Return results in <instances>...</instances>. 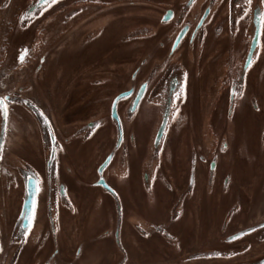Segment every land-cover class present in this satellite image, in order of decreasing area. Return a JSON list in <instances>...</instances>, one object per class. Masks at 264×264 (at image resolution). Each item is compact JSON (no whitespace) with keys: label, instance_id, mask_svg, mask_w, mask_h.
Listing matches in <instances>:
<instances>
[{"label":"flooded vegetation","instance_id":"flooded-vegetation-1","mask_svg":"<svg viewBox=\"0 0 264 264\" xmlns=\"http://www.w3.org/2000/svg\"><path fill=\"white\" fill-rule=\"evenodd\" d=\"M37 1L0 0V98L7 108L0 110V264H264V0H170L152 10L142 26L149 31L116 37L125 63L132 53L140 57L123 88L117 76L109 83L115 91L106 85L111 79L98 76L112 53L99 67L78 64L69 78L60 65L52 83L49 58L64 54L65 30L51 40L49 5L26 13ZM70 14L63 11L62 22L74 18L80 47L81 11ZM136 36L143 41L131 46ZM80 92L87 98L75 108L78 121L62 131L50 101L65 99V107ZM125 92L116 121L111 107ZM89 108L92 119L82 123ZM147 111L153 124L142 145ZM31 172L38 193L24 232Z\"/></svg>","mask_w":264,"mask_h":264},{"label":"rangeland","instance_id":"rangeland-1","mask_svg":"<svg viewBox=\"0 0 264 264\" xmlns=\"http://www.w3.org/2000/svg\"><path fill=\"white\" fill-rule=\"evenodd\" d=\"M82 5H78L76 2L78 0H56L49 4L48 7V24H49V35L51 40L57 41L58 37L63 33L65 30V52L62 56L59 57L60 52L56 51L52 54V57L49 58V70H50V79L52 83H54L53 78L58 77L59 75V66H65L66 75L69 78L75 76L73 74L74 70H76L79 65H86L84 69H89V65H95V63L100 65L101 61L108 60L112 55L111 61H108L105 67H102L103 71L98 73L100 78L104 79H111L106 85L114 89V84H116L115 77L117 76V81H120V85L118 88L120 90L122 86V79L127 77L129 74L132 73V70L135 64L138 62L139 55L137 53H132L131 56L129 55L128 63H125V58L121 51H119V47H116V37L119 36L124 30L128 29L131 30L132 33H140L141 31L144 33L147 28L142 27L143 24L148 23L147 17H154L152 10L157 11L160 9H165L169 5L170 0H81ZM95 3V4H94ZM65 9V10H64ZM63 11L65 13H71V16L78 11H81L82 17V31L80 39V43L82 45L78 47L77 35L79 36L80 33L78 29L75 30V21L72 20L74 18L67 17L65 18V22H62V15ZM96 17L94 16V13ZM92 14V15H91ZM61 15V18H60ZM88 16V17H87ZM152 23V21H151ZM129 25V26H127ZM63 26V27H61ZM143 28V29H142ZM145 30V31H144ZM86 36V38H84ZM145 36V35H144ZM134 40L132 39L130 45L139 44L141 38L136 36ZM88 39L85 43L84 40ZM114 40V48H110L111 40ZM147 41H151V39L147 38ZM56 43V42H55ZM112 50V52H110ZM125 55V54H124ZM126 57V56H125ZM102 64V63H101ZM78 70V69H77ZM55 73V74H54ZM114 83L113 85H110ZM110 83V84H109ZM118 84V83H117ZM70 88V87H69ZM68 85H67V92H68ZM123 88V86H122ZM115 91V89H114ZM81 99L78 94H75L71 99L70 103H66V106H63L65 99H62L61 104L59 101L53 102L50 101V109L49 113L53 120H56L57 126L63 131L68 128L71 124L70 122L75 121L74 115L76 114V109L80 104V109H82V103L85 102V97L83 92H80ZM260 102V101H259ZM110 103V102H109ZM108 105V102L106 103ZM260 108L264 110V98L259 103ZM152 114V112H150ZM149 111L146 113H141V117L145 119V130L142 131L138 138V142L143 145V142H147L149 139V133L151 130V126L153 124V118L150 115ZM92 119V112L90 108L82 114L79 121L82 123L86 122L87 120ZM78 121V119H76ZM142 141V142H141ZM146 144V143H145ZM138 147V146H137ZM33 152L36 155L38 149L36 145H34ZM38 169V164L35 163L34 165ZM20 193V192H18ZM91 196V195H89ZM18 199H20V194H18ZM90 198L86 197L85 204L83 206L86 208H90ZM3 202V197L0 195V208H5ZM84 207V208H85ZM196 231V230H195ZM195 236V235H194ZM201 247V243L197 245ZM173 261H161L157 259L152 264H171ZM178 262V261H177ZM173 263H176L174 261ZM178 264H185L184 262Z\"/></svg>","mask_w":264,"mask_h":264},{"label":"water","instance_id":"water-1","mask_svg":"<svg viewBox=\"0 0 264 264\" xmlns=\"http://www.w3.org/2000/svg\"><path fill=\"white\" fill-rule=\"evenodd\" d=\"M53 0H38L33 6H31V8H29L27 10L26 13H36L38 11H40V9H42L43 7L48 6L50 3H52ZM209 12V9H207V11L205 12V16L202 19V22L205 20L204 18H206L207 14ZM170 14L171 11L167 10L165 18L163 20V22H167L170 20ZM201 22V23H202ZM187 28H185L183 31H181L176 40L174 41V45H173V50L176 49L177 45L179 44V42L181 41V39L183 38V36L186 33ZM258 42V25L256 24V32L254 35V38L252 40L251 43V47L248 53V58H247V63H249V61L251 60V57L255 51L256 45ZM148 85L147 83H144L141 86V89L138 93L137 98L135 99L134 105L132 109H135L137 103L140 101V99L143 97L144 91H145V87ZM129 92H125V93H121L119 94L113 101L112 107H111V114L112 117L114 118V120H117V115H116V105L117 103L124 99V97L126 95H128ZM168 113H169V104H167V106L164 109L163 112V119L161 121L160 126L157 128L154 137H153V147L155 149L158 148L160 141L162 140L164 131H165V126L167 123V118H168ZM92 126V125H89ZM121 141V137H120V132H119V137H118V142L115 148H117L120 144ZM113 153H111L106 160L104 161V163L100 166L99 171L103 170L106 165L109 163V161L112 158ZM48 174H49V179L53 180L55 177V169H54V165L53 162L50 163L48 162ZM31 176L28 177L26 185H25V190H24V195H23V199H22V215H21V223H22V229L25 231H27V229L30 227L32 219H33V214H34V209L36 206V197H37V189H38V184H37V179L36 177L33 175V172H31ZM99 185L103 186L106 190L108 189L104 183L100 182Z\"/></svg>","mask_w":264,"mask_h":264},{"label":"snow or ice","instance_id":"snow-or-ice-1","mask_svg":"<svg viewBox=\"0 0 264 264\" xmlns=\"http://www.w3.org/2000/svg\"><path fill=\"white\" fill-rule=\"evenodd\" d=\"M53 2H54V0H53ZM21 59H23V57H21ZM4 99H6V98H0V110H3L5 112V114H6L7 108H6V105L3 102Z\"/></svg>","mask_w":264,"mask_h":264}]
</instances>
